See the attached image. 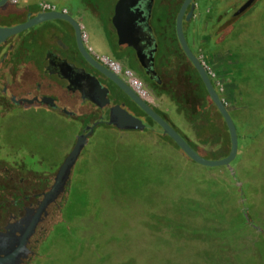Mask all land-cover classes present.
<instances>
[{"label":"flooded vegetation","instance_id":"obj_1","mask_svg":"<svg viewBox=\"0 0 264 264\" xmlns=\"http://www.w3.org/2000/svg\"><path fill=\"white\" fill-rule=\"evenodd\" d=\"M118 1L70 0L67 5H59L48 0H8L0 7V28H15L51 12L71 17L78 24L84 46L90 55L109 70L111 61L118 62L122 69L130 70L145 93L154 99L151 103L143 95L154 110L182 133L183 126L188 136L184 134L195 143L197 135L191 129L188 119L170 101V90L177 78L174 68L179 67L181 62H186L176 31L177 16L184 0H154L149 19L153 31V46L149 45L148 38L142 44L148 52L155 51L154 62L148 63V68L143 65L135 46L123 47L120 42L114 23ZM208 1L193 0L194 8H188L184 19L187 41V31L197 15L201 18L199 31L205 32L210 37L211 44L217 47L235 40L244 32H255L264 24V17L256 14H264V0H210L216 5L210 12L206 11V18H202V11L197 12V6L206 5ZM140 2L143 5L145 0ZM191 12L193 14L187 20ZM90 37L98 44V51L89 45ZM170 37L173 38V43ZM188 44L193 50L189 41ZM65 63L85 70L98 80L102 88L107 89L106 97L109 102L105 107H100L95 101L99 94L97 86L87 84L79 76L74 77L72 83L60 75ZM118 74L134 88L127 76ZM44 98L52 99V104L43 103ZM165 104L169 108V116L162 111ZM115 106L140 118L146 124L145 132L158 130V125L122 89L85 59L78 47L76 28L67 19L40 22L0 42V118L14 116L21 111L48 109L79 126L75 144L78 135L88 134V127L94 128L89 136V145L101 130L124 132L109 123ZM86 149L87 147L73 168L65 191L41 215L34 234L26 243L28 254L21 257L18 264H43L44 260H54L53 254H48L47 251L55 247L53 244H56L57 239H64L62 236L58 237V232H64L69 225L66 214L68 188L70 182L80 175L78 169L81 168ZM10 165V157L0 156L1 233H8L9 227L23 220L29 212L34 217L45 193L51 189L56 178L44 190H28L22 183L19 187L13 183V172L16 169ZM210 177L203 200L182 199V202H187V207L181 206V210L188 212L193 221L198 222L197 226L190 227L188 222L182 221L181 224L169 219L176 225L164 232L182 237L185 234L187 238L207 242V252L203 253L201 261L197 260V264H264V187L257 189L250 180H243L236 172L229 171L227 174ZM16 235L21 237L22 233L16 231ZM106 245L108 244L97 243L93 246L97 254L94 264L113 263L110 261L113 254L107 257L104 252ZM16 249L23 251L19 245ZM130 251L127 248L124 255L115 253L114 261L118 264L147 263L140 251L135 249L132 254ZM118 254L120 255L117 257ZM5 257L2 255L1 259Z\"/></svg>","mask_w":264,"mask_h":264},{"label":"rangeland","instance_id":"obj_2","mask_svg":"<svg viewBox=\"0 0 264 264\" xmlns=\"http://www.w3.org/2000/svg\"><path fill=\"white\" fill-rule=\"evenodd\" d=\"M48 1L62 5L70 3V0ZM215 5L210 0L206 5L200 4L202 18H206V11L210 12ZM256 14L264 17L262 12ZM254 31L261 34L263 47L264 24ZM187 37L189 39V30ZM204 41L203 39L202 43ZM223 49L226 50L222 51L223 55L220 52L214 53L213 60L207 58L204 61L209 65L213 78L226 76L228 64L224 63L225 55L236 51L232 47ZM207 51L209 50L198 46L195 53L203 58ZM263 55L264 51L262 65ZM215 67L220 68L219 73ZM261 72L260 68L249 69L243 76L245 81L249 78L257 79L262 76ZM262 82L259 90L257 89V105L264 102V81ZM144 96L150 99L145 92ZM253 118L250 119V127L255 131L257 124L253 123ZM236 126L239 133L238 158L244 160L247 156L243 150L245 138L237 123ZM181 128L187 135L183 126ZM157 129L155 132L144 133L101 130L91 140L87 146V153L92 161L90 171L74 179L73 200L68 203L66 210L71 230L78 238L88 241L90 246L88 243L80 245V241L73 236L58 232V237L62 236L64 239H57L56 244H53L55 247L47 251L48 254H53L54 260H44L43 264H94L97 254L93 246L97 243L108 244L103 251L107 257L113 254L110 258L112 264H118L114 261L115 253L124 255L127 248L131 250V254L135 249L144 254L146 264H197V260L201 261L203 253L207 252V242L164 230L176 225L169 219L181 224L188 222L190 227L197 226L198 222L193 221L188 212L181 210V206L187 207V202H182V199L203 200L205 183L208 186L210 176H220L229 171L226 167L208 168L192 162L180 150L167 143L163 139V131L158 126ZM78 131L79 126L65 116L43 108L1 117L0 156L12 159V165L16 169L14 177H11L13 183L18 184V187L22 183L28 190H44L49 181H54L65 158L73 150ZM141 143L145 145L140 146ZM124 144H130L126 146L127 161L120 162L125 152V148L121 147ZM235 164L233 163L235 172L241 176L242 173L237 172ZM194 187L197 188L196 193Z\"/></svg>","mask_w":264,"mask_h":264},{"label":"water","instance_id":"obj_3","mask_svg":"<svg viewBox=\"0 0 264 264\" xmlns=\"http://www.w3.org/2000/svg\"><path fill=\"white\" fill-rule=\"evenodd\" d=\"M7 1L8 0L0 1V7L4 6ZM140 1L143 0H119L116 7V17L114 19V23L118 30L122 46H135V48L138 50V54L143 65L148 68L149 66L147 64H153L154 62L155 51L148 52L146 48L144 49L142 47V44L148 38L150 39L149 45L153 46V31L149 24V19L152 14L154 0H145L143 5ZM192 3L193 0H184L177 16L176 31L185 55L188 57L200 75L211 100L224 118L230 133V152L228 156L218 160H210L200 155L196 150H194V148L187 142V140L176 128H174L164 117L154 110L152 105L147 102L143 95L138 93L134 88H132L131 85L121 79L118 73L99 64L85 48L82 40L81 30L78 24L71 17L64 14L51 12L49 14H42L36 19L30 20L29 22L15 28H0V42L21 31L27 30L40 22L59 18L67 19L76 28L78 47L85 59L90 62L100 73L108 77L120 89H122L145 112L147 116H149L160 128H162L164 135H168L183 154H185L192 162L198 165L208 168L226 167L231 173H234L235 168L233 167L232 163L236 159L239 151V133L236 123L230 115L224 101L221 99L206 66L189 46L184 32V19L188 8L190 6L192 9L194 8ZM192 14L193 12L187 16V20L191 18ZM60 75L63 78H67L72 83L74 82V77L79 76L84 79L87 84H93L97 86L99 94L96 96L97 98L95 101L100 107H105L109 102L106 97L108 92L107 89L102 88L98 80L89 75L85 70L78 69L71 64H66L64 71H60ZM42 102L52 104V99L44 98ZM109 123L115 125L121 131L145 132L146 130V124L140 118L131 115L120 106H115L112 108V114ZM87 129H90L88 134L78 135L77 143L61 165L53 186L48 192L45 193L36 215L31 217L29 212V214L23 220L10 226L8 233L0 232V264H18L21 257L27 256L28 249L26 247V243L34 234L41 215L52 203L56 202L59 196L65 191L73 168L77 164L84 149L88 146L89 136L93 133L94 128L88 127ZM16 231H20L22 233L21 237L16 235ZM17 245H19L23 251L19 252V250L16 249ZM2 255L6 256L3 260L1 259Z\"/></svg>","mask_w":264,"mask_h":264},{"label":"crops","instance_id":"obj_4","mask_svg":"<svg viewBox=\"0 0 264 264\" xmlns=\"http://www.w3.org/2000/svg\"><path fill=\"white\" fill-rule=\"evenodd\" d=\"M201 10L202 8H200L198 5L197 12ZM200 21L201 18L200 16L198 17L197 15L195 17L193 24L189 29L188 40L190 41V44L194 52L196 51V47L198 46H200V49L209 50L206 52L207 56L204 54L203 58H201L200 55H198L197 53L195 54L201 59L203 64L206 66L210 76H211V72L209 71L210 67L207 64V62L204 63V61L207 60V58L212 59V55L214 53L220 52L223 55L222 52L224 50L223 48L232 47L236 49L235 52H230L225 55L226 62L224 63L228 64L227 66L228 71L226 76L218 77V78L216 77L213 78L211 76V78L216 86V89L221 99L224 101L230 115L232 116L234 122H236L240 127V129L242 130L241 132L243 134V137L245 138V144L243 146V150L247 154V156L245 157L244 160H242L241 157L238 158L240 152L239 150L238 155L233 162L234 164L237 163V165L235 164L237 172L242 173L240 174L241 175L240 177L243 180L248 179L255 187H257V189L260 188L262 189V186L264 184V102L257 105L259 102V94L257 93L259 90V84L263 83L262 81H264L263 80L264 65H262L261 63L262 54L264 51V45L262 44L263 47L261 46V40H262L261 34L255 32H244L236 40H229L226 43H224L222 46L217 47L211 44V39L207 34H205V32L199 31L198 25ZM170 38L173 43V38L172 37ZM203 39L205 40L204 43H202ZM89 45L92 47V49L98 51V47H97L98 44L95 42V40L92 37L89 38ZM260 63L261 66L259 67L258 65ZM258 68H260V71L263 72V73L261 72L262 76L257 79L249 78L247 79V81H245L243 73H245L246 70L249 69L258 70ZM215 69L217 73H219L220 68L215 67ZM149 101L153 103L154 99L150 98ZM162 111L169 116V108L166 106V104L162 106ZM170 115L171 118H174L172 114ZM252 117H254L253 123L257 124V128L255 129V131L251 130L252 128L250 127V123L252 122L250 121V119H252ZM128 133H133V132H128ZM130 144L128 145L124 144L125 146L124 145L121 146L122 148H125V152H124V156L121 157L122 159L120 160V162L127 161L128 154L126 152L127 150L126 146H129ZM144 145H145L144 143H141L140 146H144ZM146 145H150V144H146ZM133 146L138 147L135 144H133ZM156 154L163 158L161 154L159 153ZM106 159L108 160V158ZM90 164H92L91 160H90ZM189 167L190 166L188 165V168ZM89 171H90V165H89ZM82 174H86V173H81L80 174L81 177ZM178 175L179 174L177 172V176ZM204 177L205 176H203V178ZM193 181L195 182L196 180L193 179ZM194 186H196V184ZM196 187H194L195 193L197 189ZM206 187H207V183H205V189Z\"/></svg>","mask_w":264,"mask_h":264},{"label":"trees","instance_id":"obj_5","mask_svg":"<svg viewBox=\"0 0 264 264\" xmlns=\"http://www.w3.org/2000/svg\"><path fill=\"white\" fill-rule=\"evenodd\" d=\"M181 51L182 55L186 59V62H181L179 67L177 66V68H174L177 78L172 86L173 89L170 90L171 96H169L170 101L174 103L177 110L180 113H183L188 119L191 129L197 135L196 143L198 144L192 143L184 133L179 132L194 148V150H196L203 157L210 160L225 158L228 156L231 149V138L228 127L218 108L211 100L200 75L196 71L193 64L186 57L183 50ZM203 92L205 95H203ZM163 139L176 149L180 150L168 135H163ZM88 155L89 154L86 149L85 156L81 163L82 169H78V173L80 174L89 172L90 157ZM74 181L75 180H72L69 184L68 192L71 196H68V203L73 200L72 189L73 184L75 183ZM49 183L50 181L48 184ZM263 187L264 184L262 189ZM69 225L71 224L69 223ZM69 225L63 233L73 236L77 241H80V245L88 243L90 246L88 241L78 238L79 236L71 230Z\"/></svg>","mask_w":264,"mask_h":264},{"label":"built area","instance_id":"obj_6","mask_svg":"<svg viewBox=\"0 0 264 264\" xmlns=\"http://www.w3.org/2000/svg\"><path fill=\"white\" fill-rule=\"evenodd\" d=\"M109 66H110V68H111L113 71H115L116 73H123L125 76H127V77L129 78L131 84L134 86V88H135L137 91H139V93H140L141 95H144V92H145V91L143 92V91L141 90V89H143V88L141 87L140 82L138 81V79H137L135 76H133V75L131 74L130 70H128V69H122L121 66H120V64H119L118 62H115V61H111V62H109ZM143 90H144V89H143Z\"/></svg>","mask_w":264,"mask_h":264}]
</instances>
